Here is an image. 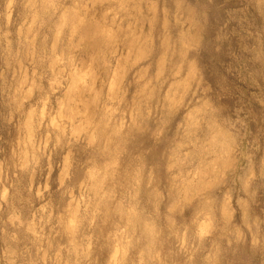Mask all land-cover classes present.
I'll return each mask as SVG.
<instances>
[{"label": "clouds", "instance_id": "clouds-1", "mask_svg": "<svg viewBox=\"0 0 264 264\" xmlns=\"http://www.w3.org/2000/svg\"><path fill=\"white\" fill-rule=\"evenodd\" d=\"M0 264H264V0H0Z\"/></svg>", "mask_w": 264, "mask_h": 264}]
</instances>
